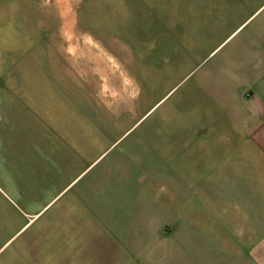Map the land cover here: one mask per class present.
I'll list each match as a JSON object with an SVG mask.
<instances>
[{
    "label": "rangeland",
    "instance_id": "374dc122",
    "mask_svg": "<svg viewBox=\"0 0 264 264\" xmlns=\"http://www.w3.org/2000/svg\"><path fill=\"white\" fill-rule=\"evenodd\" d=\"M43 1L21 0L13 33L14 51L28 54L30 93L14 103L20 145L29 144L20 159L48 161L49 198L61 189L57 178L80 175L42 219L93 182L94 194L84 195L105 224L84 258L68 264H236L234 217L251 219L264 183L253 181L259 157L231 104L207 99V14L178 0ZM46 143L51 157L40 149ZM13 177L0 172V264H65L26 249L36 224L20 231L28 210L17 196L28 190Z\"/></svg>",
    "mask_w": 264,
    "mask_h": 264
},
{
    "label": "crops",
    "instance_id": "0c3cea01",
    "mask_svg": "<svg viewBox=\"0 0 264 264\" xmlns=\"http://www.w3.org/2000/svg\"><path fill=\"white\" fill-rule=\"evenodd\" d=\"M128 1L132 5L146 6L147 1L158 5L169 0ZM178 1L180 8H193L197 14H202V11L207 14L204 16L207 17L209 59L202 76L203 83L207 85V99L211 104H231L232 117L238 119L239 130L251 139V150L259 157L253 164V181L264 183V170L260 169L264 166L260 162H264V0ZM20 7L21 0H0V170L6 168L11 171L13 182L28 190L17 197L19 204L28 210L21 211L27 220L20 231L27 225L30 228L36 224L33 235L25 241L29 254L51 257L49 262L76 263L84 258V245L94 246L99 229L105 224L100 223V212L94 206L93 196L84 195L94 194L93 182L88 184L89 192L78 189L42 219L50 207L67 194L80 175L72 180L57 178L61 189L49 198L42 193L52 177L48 161L37 158L35 154L20 159V148L29 144L20 145V131L16 126L18 113L14 103L21 100L20 97L25 101L30 93L25 78L28 54H19L13 45V33L18 34L19 29ZM155 12L159 13L158 10ZM158 17L154 15V18ZM50 147L46 143L40 149L47 150L51 157L56 150ZM231 147L234 146L229 145L225 150L230 151ZM223 157L219 160L227 159V152ZM59 158L61 168L71 164L66 160V154L60 153ZM239 162L242 161L233 159V165L239 167ZM260 191L253 195L251 219L244 211L234 217L241 254L236 264H264V190ZM219 219L222 220L221 215ZM225 219L231 222L226 213ZM40 242L45 244L44 248H39Z\"/></svg>",
    "mask_w": 264,
    "mask_h": 264
},
{
    "label": "bare ground",
    "instance_id": "6f19581e",
    "mask_svg": "<svg viewBox=\"0 0 264 264\" xmlns=\"http://www.w3.org/2000/svg\"><path fill=\"white\" fill-rule=\"evenodd\" d=\"M59 1H61V0H59ZM59 10L60 11H63L61 14L62 15H65L64 13H65V11L63 10V7H62V5L61 4H59ZM67 21V18L65 19V22Z\"/></svg>",
    "mask_w": 264,
    "mask_h": 264
}]
</instances>
